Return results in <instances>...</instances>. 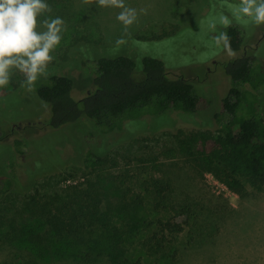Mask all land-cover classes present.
Returning a JSON list of instances; mask_svg holds the SVG:
<instances>
[{
    "label": "rangeland",
    "instance_id": "obj_1",
    "mask_svg": "<svg viewBox=\"0 0 264 264\" xmlns=\"http://www.w3.org/2000/svg\"><path fill=\"white\" fill-rule=\"evenodd\" d=\"M125 4L138 13L130 35L116 18L119 8L100 7L95 0H70L67 8L59 10L58 17L65 25L61 42L51 53L55 59L48 65L46 77H70L73 97L83 99L96 89L97 59L129 56L135 62L134 77L141 79L143 58L154 57L164 62L171 77L181 75L192 82L203 97L200 110L146 113L125 121L123 131L108 134L85 116L74 124L53 128L49 104L34 92L25 96L18 88L24 76L14 72L11 83L0 88V178L10 177L14 183V191L0 196V233L10 232L13 225L46 230L43 220L26 210L27 196L64 193L71 186L87 183L101 185L108 205L117 212L124 208L128 188L147 195L146 210L150 211L152 201L143 183L150 177H165L174 184L176 203L191 201L201 206L207 202L211 206L208 219L219 226L211 240L187 249H183L187 229L183 231L176 243L183 249L176 264H264V184L246 183L237 193L212 174L199 175L183 156L164 154L180 130L220 132L216 115L233 85L226 67L243 55L264 63V25H256L253 18L241 13L240 0H125ZM141 9H146V14ZM230 25L243 32L240 50L216 43V37ZM37 30H45L42 22ZM165 32L169 34L161 36ZM118 39L125 42L117 44ZM261 104L264 116V96ZM89 132L94 136L87 137ZM17 140L21 141L18 146ZM89 148L107 159L104 166L95 170L85 166ZM147 232L138 230L139 235ZM98 239L89 244L56 243L48 252L24 241L0 240V264L29 260L36 264H124V258L129 264L155 263L139 247V238L126 243L118 260L109 256L108 246Z\"/></svg>",
    "mask_w": 264,
    "mask_h": 264
},
{
    "label": "trees",
    "instance_id": "obj_2",
    "mask_svg": "<svg viewBox=\"0 0 264 264\" xmlns=\"http://www.w3.org/2000/svg\"><path fill=\"white\" fill-rule=\"evenodd\" d=\"M57 1L62 10L70 2L45 0L51 12L38 16V22L61 14ZM225 33L228 37L225 47L240 50L244 40L242 30L230 25ZM167 34L165 32L161 36ZM95 68L93 83L96 89L83 99L73 97V80L65 75L41 78L31 92L20 84L18 88L25 96L34 92L49 104L53 128L74 124L85 116L102 133L108 134L123 131L125 121L146 113L157 115L171 109L195 113L200 110L203 97L192 82L181 75L171 77L161 59L144 57L141 79L134 77L135 62L126 55L101 57L96 60ZM226 72L233 85L222 99L221 111L216 115L221 125L220 132L180 130L174 136V145L164 154L172 158L183 156L199 175L212 174L228 189L241 193L246 183L252 186L264 184V116L261 111L264 63L257 57L243 55L232 60ZM89 136H94L93 132H89ZM20 144L21 141L17 140L16 145ZM106 162L107 159L92 148L87 150L84 159L87 168L95 170ZM143 184L151 197L152 214L146 210L147 195L130 188L123 196L124 208L118 212L108 205L102 186L97 183L74 185L64 193L44 195L36 192L27 196L24 204L26 210L43 220L48 228L33 231L13 225L10 232L0 233V240L24 241L48 252L56 243L89 244L98 237L97 242L108 246L109 256L118 260L126 249V243L139 238V247L154 258V264H176L184 248L211 240L218 232V224L208 219L211 206L207 202L201 206L191 201L176 203L174 184L169 178L150 177ZM12 191L13 180L0 178V196ZM142 229L148 232L139 235L138 230ZM186 229L187 240L182 249L176 243ZM121 262L129 264L127 258ZM21 264L36 262L29 260Z\"/></svg>",
    "mask_w": 264,
    "mask_h": 264
},
{
    "label": "clouds",
    "instance_id": "obj_3",
    "mask_svg": "<svg viewBox=\"0 0 264 264\" xmlns=\"http://www.w3.org/2000/svg\"><path fill=\"white\" fill-rule=\"evenodd\" d=\"M92 2L84 0V3ZM95 3L121 9L116 18L123 25L124 33L130 35L129 29L138 19L135 8L126 6L125 0H95ZM240 11L253 18L256 25H264V0H240ZM45 12H51L45 0H0V88L11 83L14 72L23 74L21 86L30 92L35 90L41 77L46 78L48 65L55 59L51 53L61 42L65 22L60 17L46 19L42 22L45 30L38 31L37 18ZM227 41V33L216 37L218 45L224 42L227 47ZM124 42L117 40V44Z\"/></svg>",
    "mask_w": 264,
    "mask_h": 264
}]
</instances>
